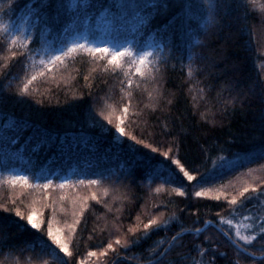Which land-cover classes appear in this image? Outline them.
Instances as JSON below:
<instances>
[{
    "label": "trees",
    "instance_id": "obj_1",
    "mask_svg": "<svg viewBox=\"0 0 264 264\" xmlns=\"http://www.w3.org/2000/svg\"><path fill=\"white\" fill-rule=\"evenodd\" d=\"M31 2L0 0V28L3 29L0 30V65L5 63L4 57L8 56L6 38L9 32H13L12 26L26 23L27 32H32L34 41L30 44V58L17 56L9 61L8 68L0 69V97L4 101L0 103V204L15 201V206L26 213L31 206H38L32 194L42 195V192H46L66 196L67 199H64L71 207V200L76 199L78 207L79 199L88 196L90 207L85 210V224L78 226L69 244L73 257H65L69 264H78L89 250L99 252L115 235L127 233L130 226L138 223L137 217L139 222L146 223L152 215L164 213L170 216L175 212L185 226H190L197 215L201 219H214L217 213L227 216L230 211L227 200H215L211 196L196 197L194 192L203 187L213 193L224 191L234 194L246 181L254 183V177L264 178V130L261 123L264 105L258 99L245 100L240 97L235 100L234 106L228 105L227 112H224L222 101L216 99V90L233 76L240 81L241 87L251 81L264 80V29L258 10L249 9L247 26L241 27L231 17H226L206 35L200 27L207 20L205 0H164L169 7H161L158 13L153 14L151 27L142 38L146 44L151 42L165 46L167 60L161 64L164 95L155 109L145 108L149 102L147 91L151 89V83L145 85L141 82L139 88L133 85L135 108L122 125L126 132L159 149L152 153L151 149L137 145L142 153L149 154L153 159L156 165L153 172L152 166L142 156L138 158L128 150V143L132 141L127 136L117 138L115 121L109 125L99 114L101 111L107 112L106 104L118 108L125 102L120 91L124 74L102 71L106 61L93 62L87 54H75L74 59H69L66 65L49 69L43 77L32 82L27 95L18 93L22 78L42 67L38 63L34 66L32 61L40 60L39 52L43 45L56 47L63 36L73 32L77 26L80 29L81 23L87 19L90 20L89 29L93 30L98 21L116 13L111 10L113 4L124 3L125 0H64L67 8L59 22L47 25L50 32L45 31L43 23L33 30L32 25L37 18L27 8ZM128 2L135 3L136 0ZM139 2L147 3L148 0ZM210 2L215 3L216 0ZM259 2L264 3V0ZM86 3L95 4V7L83 13L81 9ZM73 4L76 7H72ZM101 5L111 10L104 12L103 18ZM188 5L199 7L189 8ZM242 13L243 9H239L233 15ZM134 17V14L128 15L121 24L128 25L126 21ZM135 19L138 22L137 17ZM137 28L133 36L134 44L141 39ZM41 32L44 33L43 38ZM192 34L206 40L205 46L199 49L206 59L199 62L201 72L197 78L201 83L198 86L195 80L186 77L188 45L194 42ZM13 50L20 51L18 48ZM222 56L227 57L224 62H221ZM213 62L216 67L212 66ZM233 63L239 65L238 71L221 74V70ZM4 72L7 74L4 75ZM85 76L89 77L88 82ZM208 83L216 88L201 99L198 88ZM124 87L127 90L126 80ZM234 95L235 92L230 94L225 89L223 99L230 100ZM169 99L172 100L171 104H168ZM141 109L142 114L136 116L135 112ZM201 113H204L203 117ZM173 137L179 144L178 149L171 143ZM170 147L186 168L190 171L198 169L206 178L195 188L187 187L186 196L171 192L174 185L165 183L169 176L168 165L158 163L167 159L161 153ZM172 167L175 168V165ZM249 169L253 172L249 173ZM15 173L28 175L33 183L38 180L43 184L51 179L58 184L61 180H69L75 187H50L45 190L24 188L20 184L13 186L6 182V178ZM180 176L183 174L180 173ZM91 179L100 183H75L77 180ZM196 183L184 178L185 185ZM160 185H164L163 189L156 192ZM105 188L109 189L107 195L103 194ZM93 192L100 198L99 203L90 199ZM165 203H168V207H164ZM62 207L65 209L63 212L54 206L39 210L51 216L55 208L54 219L63 217L54 222L57 227L73 219L72 213ZM0 215L19 220L14 212L0 211ZM114 225L120 228L119 233ZM178 230L179 225L174 223L167 235L171 236ZM208 234L221 244L220 252L228 254L226 257L216 254L215 264H232L234 254L231 247L214 230ZM164 235V232H154L127 255L145 253L153 241ZM42 241L55 249L44 232H21L15 224L5 221L0 228V264H44V261L56 264L49 254V248L42 246ZM185 242L188 247L194 242L199 243L190 236L185 237ZM56 251L60 256L64 255L58 249ZM210 256L204 259L208 260ZM96 258H88L86 264H110L112 253L109 252L103 259ZM131 262L137 264L136 261Z\"/></svg>",
    "mask_w": 264,
    "mask_h": 264
},
{
    "label": "snow or ice",
    "instance_id": "obj_2",
    "mask_svg": "<svg viewBox=\"0 0 264 264\" xmlns=\"http://www.w3.org/2000/svg\"><path fill=\"white\" fill-rule=\"evenodd\" d=\"M53 4L55 5L54 8ZM9 6L11 7V5ZM72 7H76V5L73 4ZM93 7H95V4L86 3L81 11L87 13ZM100 7L102 9V18L104 12L115 10L116 14L112 15L113 24H121L127 19L128 15L134 14L137 17L139 22L137 33L141 36V39L136 41L135 46L129 42L121 44L118 47H112L107 44L98 45L89 39V37H94L95 35L91 30L82 38L77 37L74 40L62 42L59 47H49L46 44L44 51L41 52L40 60L38 62L35 60L32 61L34 66L38 63L42 67L36 68L32 74H26L22 78L23 83L19 87L18 93L20 95H27L29 85L32 82L38 77H43L47 70L66 65L69 59H74L75 54H87L93 62L100 60L106 61L104 68L101 69L102 71H110L116 74L123 72L124 74V79L120 81V91L123 94L122 100L125 102L121 103L118 108L112 104H106L107 112L101 111L99 114L109 125H112L115 121V133L119 134L121 138L127 136L132 141V143H128V150L138 158L142 156L152 166V171L155 172L156 165L153 163V159L149 154L142 153L137 145H143L145 148L151 149L152 153L158 152L159 149L153 147L151 143H146L144 140L138 139L132 133L126 132L125 127L122 125L124 124V120L129 117V114L135 108L133 85L139 88L141 82H144L145 85L151 83V89L147 91L149 102L144 106L145 108L155 109L164 95L161 84V80L163 79L161 64L167 60V57L164 55L165 46L159 43L146 44L142 37L151 27L150 21L153 18V14L158 13L161 7L167 9L169 4L165 3L164 0H148L147 3H140L139 0L131 3L125 0L124 3L113 4L111 10L104 8L103 5ZM188 7L199 6L188 5ZM27 8L37 18L36 23L32 25L33 30L37 28L38 24L43 23L46 26L45 31L50 32L51 29L47 28V25L49 23L59 22L61 14L66 10L67 5L64 3V0H32L27 5ZM250 8L253 11L258 10L260 12L261 26L264 29V3H260L259 0H243V2H240V0H216L215 3L210 2V0H205L207 20L200 27L203 28L206 35L210 30L218 26L220 20L226 17H231L241 27L247 26L246 21L250 15ZM239 9H243L242 15H233ZM189 18L191 19V17ZM0 30L3 29L0 28ZM40 35L42 38L44 37L43 32ZM192 35L194 42L188 45L190 51L187 57L186 77L189 80H195V85L198 86L201 83V80L197 78L201 72L199 62L202 59H206L199 49L205 46L206 40L198 38L195 34ZM32 42H34L33 34L32 32H26L24 26L15 29L13 32H9L6 38L7 48L5 49L8 52V56L4 57L5 63L0 65V69L8 68L9 61L17 56L30 58V44ZM14 48H18L20 51H15L13 50ZM32 55L35 54L33 53ZM226 59V56H222L221 62H224ZM212 66L216 67L215 62H213ZM238 69L239 65L233 63L221 70V74H224L226 71L236 72ZM91 71H95V69ZM3 74L6 75L7 73L4 72ZM84 79L86 82L89 81L88 76H85ZM125 80L127 90L124 87ZM215 88L216 86L211 83L206 84L202 88H198V92L201 94L200 98L205 99L206 93L211 92ZM225 89H228L230 94L231 92H235V95L230 100L223 99ZM240 97H243L245 100L258 99L264 105V80L251 81L248 85L241 87L240 81L233 76L216 90V99L218 102L222 101L224 112H227L228 105L234 106L235 100ZM3 102V98L0 97V103ZM171 103L172 100L169 99L168 104ZM142 112L143 109L135 112V115L140 116ZM201 116L203 117L204 113H201ZM261 117L262 130H264V111L261 112ZM171 143L177 149L179 148L175 137H173ZM161 154L167 159L165 161H159L158 163L168 165L169 176L165 183L174 185L171 188L172 193L179 196H186L187 187L191 186L195 188L198 184L205 182V176L200 174L198 169H192L190 171L186 168L181 163L177 153H173L171 147ZM220 159H223V157ZM168 161L171 163L168 164ZM172 165H175V168ZM176 169L179 171L177 172ZM248 172L252 173L253 170L249 169ZM180 173L183 174L182 177ZM131 174L130 172L129 175ZM198 176L199 181H197ZM184 178L188 182L196 181L197 183L185 185ZM253 179L255 181L254 183L246 181L234 194H229L224 191L213 193L212 190L203 187H200L199 190L194 192L196 197L211 196L215 200H220L221 198L227 200L230 206V211L227 216L217 213L214 219H201L197 215L190 226H185L175 212L170 216H165L164 213L152 215L147 219L146 223L139 222V217H137L138 223L130 226L127 233L115 235L114 239L109 240L99 252L89 250L85 258L80 259L78 264H86L87 259L91 257H107L109 252L112 253L110 264H129L131 261H136L137 264H215L216 254L225 257L228 254L227 252H220L221 244L208 234L211 230H214L218 236L223 238V242L231 247L234 254L232 264H264V178L254 177ZM6 182L13 186L20 184L24 188L45 190L50 187L54 189L75 187L69 180H61L58 184L54 183L51 179L46 180L43 184L38 180L33 183L30 182L28 175H10L6 178ZM75 183L98 185L100 182L91 179L77 180ZM163 187L164 185H160L155 191L160 192ZM108 191L109 189L107 188L103 189V194L107 195ZM44 199L47 200L46 192ZM90 199L98 203L100 202V198L95 192L91 194ZM88 200V196L80 198L78 207L77 200H71L72 221L70 223L65 221L63 225L57 227L53 226L55 222V208H53V214L49 216L37 209L34 205L25 213L20 207L15 206V201H11L10 204H0V211L2 213L14 212L15 217L19 218V220H15L0 215V228L4 226L5 221H8L10 224H15L21 232L31 230L44 232L48 240L51 241V244L55 246V249H52L44 241L41 244L43 247L49 248V254L54 257L56 264H69V260L65 259V257H73V251L70 250L69 244L72 240V235L78 231V226L85 224L83 217L85 210L90 207ZM168 203H165L164 207H168ZM53 204H55V201ZM45 207L53 206L45 204ZM240 209H244V211L241 212ZM59 211L63 212L65 209L61 207ZM180 211H183V209ZM21 221H25L26 223H21ZM174 223L179 225V230L175 231L171 236H168L167 233L171 231ZM114 227L115 231L119 233L120 228L115 225ZM154 232H164L165 235L153 241L148 249L145 250V253L127 255L133 247H138L144 239L150 238ZM189 236L193 241H199V243L194 242L191 247H188L185 242V237ZM201 237H203V240H200ZM57 249L59 253H63L64 255L60 256L56 251ZM210 254V259L205 260L204 257ZM44 264H48V262L44 261Z\"/></svg>",
    "mask_w": 264,
    "mask_h": 264
},
{
    "label": "rangeland",
    "instance_id": "obj_3",
    "mask_svg": "<svg viewBox=\"0 0 264 264\" xmlns=\"http://www.w3.org/2000/svg\"><path fill=\"white\" fill-rule=\"evenodd\" d=\"M116 13L112 14L115 15ZM136 17V16H135ZM134 18H129L130 20L126 21L129 22L128 25H123V24H113L112 23V16L111 17H107V18H103V20H100L97 22V24L95 25L94 29L91 30L92 32L95 33L94 37H89L90 40H93L94 43L96 44H107L109 46L112 47H118L121 44H124L126 42L132 43L134 46V34L136 31V28L139 26V22H137V20ZM89 19H87L85 22L81 23L82 27L80 29L79 26L75 27V30H73V32H70L68 34H66L65 36L62 37V40L58 43V45L56 47H59L61 45L62 42H68L71 40L76 39L77 37H84L87 32L90 30L89 29ZM134 23H138V25L136 24V26H134ZM11 24V23H10ZM9 26H12L10 25ZM21 26H24L25 31L27 32L28 27L26 26V23H22L20 26H12L13 27V31L15 29L20 28ZM134 26V29L132 31H130V29ZM71 30V29H69ZM150 44H153L151 42H149ZM147 43V44H149ZM49 47H53L49 44H47ZM45 49V45H43V48L41 49L40 53V58H41V52H43ZM117 138L120 137L119 134L116 135ZM10 175H23L21 173H15V174H10ZM53 193H47V200L44 199V195L45 192H42V195H38V194H32L31 197H34L33 201H35L38 206L37 209L39 208H45V204L47 203V201H51L49 204H53V202L55 201V204H53V206L55 208L60 209L62 206L66 207L69 210V213H71V209L72 207L70 205H68V201L65 200L64 198H66V196H62L59 194L55 193L54 195H50ZM62 194V193H61ZM61 197H63V199H61ZM67 199V198H66ZM67 201V204L65 203ZM57 217V216H56ZM58 219H63V217ZM58 219H54V221H57ZM54 227H56V223H54L53 225ZM102 258V257H100ZM98 258H96V260H98ZM103 259V258H102Z\"/></svg>",
    "mask_w": 264,
    "mask_h": 264
},
{
    "label": "water",
    "instance_id": "obj_4",
    "mask_svg": "<svg viewBox=\"0 0 264 264\" xmlns=\"http://www.w3.org/2000/svg\"><path fill=\"white\" fill-rule=\"evenodd\" d=\"M130 264H134L133 262H129Z\"/></svg>",
    "mask_w": 264,
    "mask_h": 264
}]
</instances>
